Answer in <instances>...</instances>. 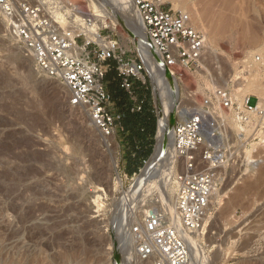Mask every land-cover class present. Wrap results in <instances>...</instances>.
<instances>
[{"label":"rangeland","instance_id":"374dc122","mask_svg":"<svg viewBox=\"0 0 264 264\" xmlns=\"http://www.w3.org/2000/svg\"><path fill=\"white\" fill-rule=\"evenodd\" d=\"M120 1L100 0L106 10ZM165 1L205 34L208 63L178 78L173 111L163 91L171 125L181 120V108L191 112L216 88H228L238 100L264 98V77L258 86L252 76L255 56L264 57V0ZM117 15L115 27L109 19L104 26L144 65L156 118L154 150L158 96L133 30ZM144 43L153 49L149 40ZM31 61L0 22V264H135L124 251L132 248L126 230L152 209L157 189L131 206L128 196L127 204L117 202L140 174L123 171L122 133L103 137L83 108L69 105L67 89ZM257 147L264 158V145L253 142ZM223 174L220 189L227 193L214 202L217 211L200 233V264H264V162L257 170L230 166Z\"/></svg>","mask_w":264,"mask_h":264},{"label":"built area","instance_id":"2783aa9c","mask_svg":"<svg viewBox=\"0 0 264 264\" xmlns=\"http://www.w3.org/2000/svg\"><path fill=\"white\" fill-rule=\"evenodd\" d=\"M152 48L176 80L194 71L206 54L205 34L190 17L165 0H132ZM0 22L38 73L63 85L68 103L83 108L103 137L122 131L123 114L114 110L106 91V62L115 66L120 88L139 112L133 83L146 84L142 62L127 55L114 30L99 26L89 0H0ZM264 67V57L255 56ZM254 98V105L250 99ZM254 95L238 100L228 88H216L183 120L171 127L170 212L152 209L132 228L136 254L144 264H191L188 237L214 217L213 197L230 166L257 170L264 162V108ZM146 162H144V165ZM201 235V234H200Z\"/></svg>","mask_w":264,"mask_h":264},{"label":"bare ground","instance_id":"6f19581e","mask_svg":"<svg viewBox=\"0 0 264 264\" xmlns=\"http://www.w3.org/2000/svg\"><path fill=\"white\" fill-rule=\"evenodd\" d=\"M89 1L94 9V12L97 15L98 24L100 27L106 25V20L109 19L112 22V26L110 27L113 28L116 26L115 24L117 23V17H118L117 13H121L124 16V19L122 18L123 22H127L129 27L134 31L133 32L130 30L129 33L131 32L132 36L135 39H137L138 42H136V45L138 47V50L140 54L142 55V58L146 59L144 63L146 64L147 70L152 80L155 93L158 96V120H159L158 125H159V128L157 127L158 132H157V138H156L157 139L156 146L154 149L155 151L153 152V155L151 156L149 161L146 163L145 168L141 171V173L139 174V176L137 177L133 185L129 187L128 190L122 193L120 199H118L117 202L124 203V205L127 204V201H128L127 196H128L129 198H131L130 200L131 203L128 206H131L138 197H142L144 199L146 198V194H148L150 190H153V188H156L157 191L156 190H153V191L157 193L155 195H158V194L159 195L157 197L155 196L157 199H155L156 201H153V207L148 206V208L150 207L152 209H157V210L164 208L165 212H170L171 210H173V206H174V191H172L171 189L172 187H169L171 185V181L169 180V177H171V172L174 168L173 163H172V138H171L172 125L170 124L171 117L169 115V112H170L169 110H171L170 109L171 104L170 105L168 103L164 104L162 102L163 101L162 93L164 90L167 89L170 99H172L170 101L173 102L172 104L173 105L172 111H173L174 105L178 102L179 100L178 98L180 96L177 80L174 79L170 71L164 67L159 54L154 49L148 50L145 47L144 40L148 42V38L145 35L141 21L138 17V14L132 3V0H122L120 2H117V4L111 5V8L109 10L105 9L104 5L100 2V0H89ZM207 53L208 55L212 57V54L210 53V51H208ZM27 56L30 57L28 54ZM205 61H206V58L204 57L197 68L199 71L200 69H206V66L208 65V63L206 65ZM255 65L257 67L254 66L255 68L253 70L252 76L254 80L256 81V84L258 86H262L263 85L262 79L264 77V67L262 66V64L256 63V62H255ZM258 99H259V103H258L259 106L264 108V98L259 97ZM179 107L180 106H178L175 109H178ZM189 113H190V110L186 108H181L180 111L178 112V115L180 119L183 120L186 117V115H188ZM257 185H258V179L252 182L251 187H256ZM168 192L171 196V198L169 197L170 198L169 200H168ZM226 193L227 192L225 189H220V191H217L213 197V202H216V201L220 202V198L222 196H225ZM139 201H140V198H139ZM150 210H144L143 214L147 215ZM130 228H127L126 230L127 232L126 238L129 241L127 243L130 244L132 248L128 249V247H126L124 251L127 253L129 252L130 255H132V258L134 259L135 264H144L140 262V260L137 257L136 247H135L136 241L134 240L133 235L131 234L132 227ZM124 233L125 232H123V234ZM188 241L191 243V264H200L199 256L200 254L204 253L199 243L200 242V231H197L193 233V235L189 236ZM126 263L128 264L129 261H127Z\"/></svg>","mask_w":264,"mask_h":264},{"label":"trees","instance_id":"16d2710c","mask_svg":"<svg viewBox=\"0 0 264 264\" xmlns=\"http://www.w3.org/2000/svg\"><path fill=\"white\" fill-rule=\"evenodd\" d=\"M105 88L111 97L114 110L123 114L124 173L132 176L141 170L152 154L156 131V118L147 84L133 83V90L141 104L139 112L129 111L131 103L127 94L120 88V79L112 62H106Z\"/></svg>","mask_w":264,"mask_h":264},{"label":"crops","instance_id":"0c3cea01","mask_svg":"<svg viewBox=\"0 0 264 264\" xmlns=\"http://www.w3.org/2000/svg\"><path fill=\"white\" fill-rule=\"evenodd\" d=\"M112 102V101H111ZM113 105V104H112ZM114 108V107H113ZM123 129V128H122ZM119 132H121L122 133V135H124V132H123V130L122 131H119ZM117 134L118 133H116V135H115V137H117Z\"/></svg>","mask_w":264,"mask_h":264},{"label":"water","instance_id":"95a60500","mask_svg":"<svg viewBox=\"0 0 264 264\" xmlns=\"http://www.w3.org/2000/svg\"><path fill=\"white\" fill-rule=\"evenodd\" d=\"M155 150H153V152H154ZM146 165V164H145ZM145 165H144V167H143V169L145 168ZM143 169H141L140 171H139V173H141V171L143 170Z\"/></svg>","mask_w":264,"mask_h":264}]
</instances>
